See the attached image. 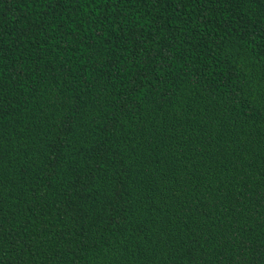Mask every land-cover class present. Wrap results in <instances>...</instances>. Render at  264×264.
Instances as JSON below:
<instances>
[{"label": "trees", "instance_id": "trees-1", "mask_svg": "<svg viewBox=\"0 0 264 264\" xmlns=\"http://www.w3.org/2000/svg\"><path fill=\"white\" fill-rule=\"evenodd\" d=\"M0 264H264V0H0Z\"/></svg>", "mask_w": 264, "mask_h": 264}]
</instances>
